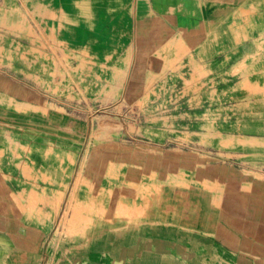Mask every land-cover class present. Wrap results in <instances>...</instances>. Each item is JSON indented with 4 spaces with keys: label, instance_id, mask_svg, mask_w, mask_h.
<instances>
[{
    "label": "crops",
    "instance_id": "obj_1",
    "mask_svg": "<svg viewBox=\"0 0 264 264\" xmlns=\"http://www.w3.org/2000/svg\"><path fill=\"white\" fill-rule=\"evenodd\" d=\"M15 3L28 8L25 16L32 30L72 34L76 43L88 35L98 47L107 36L132 29L138 59L129 64L134 68L127 81L139 83L137 91L187 51L207 49L224 61L230 24H238V34L247 35L228 47L232 58L253 48V38L264 33V0H0V17L3 7ZM10 31L0 27V33ZM214 35L218 40L207 47ZM0 95L18 102L42 96L27 80L2 69ZM93 130L104 137L97 139ZM144 131L131 127L110 135L109 128H92L69 114L18 111L0 103V147L8 145L0 160V264H45L46 253L55 259L53 264H264V175L251 176L203 150L180 153L169 139L163 143ZM9 135L25 144L20 150L24 157L11 150ZM22 158L28 163L26 172L17 167ZM183 158H188L183 176L189 186L178 188L183 176L176 167ZM110 161L118 168L110 169ZM79 171L100 185H136L137 202L127 205L148 213L95 215L47 250L45 239L54 227L52 207L42 201L39 209L50 215L29 214L26 204L10 197L18 190L15 179L24 180L28 189L35 183L63 187ZM141 187L153 191L150 203L141 201ZM104 205L109 210L117 203Z\"/></svg>",
    "mask_w": 264,
    "mask_h": 264
},
{
    "label": "rangeland",
    "instance_id": "obj_2",
    "mask_svg": "<svg viewBox=\"0 0 264 264\" xmlns=\"http://www.w3.org/2000/svg\"><path fill=\"white\" fill-rule=\"evenodd\" d=\"M6 6L2 8L0 27L11 31L0 33V69L27 80L42 96L34 102H18L0 95L1 104L18 111L69 114L92 124V128H109L110 135L121 129L142 127L146 135L163 143L168 139L175 143L180 153L186 154L192 148L203 150L211 159L230 161L251 176L264 175L263 32L253 38V48L232 58L229 48L247 35L238 34V24H230L225 33L230 47H225L224 54L219 52L224 61L217 60L213 51H206L218 40L214 35L205 51H187L167 62L158 69L157 80L141 84L137 91L139 83L127 81L134 68L129 64L138 59L132 29L126 34L109 35L94 47L88 35H81L76 43L72 34L58 36L32 30L25 16L27 7L17 3ZM244 22H248L247 18ZM240 26L244 28L243 24ZM129 27L132 28L131 20ZM93 134L97 139L105 135L98 130H93ZM8 139L11 150L24 157L20 150L27 148L25 144L10 135ZM7 149L3 143L0 160ZM187 161L183 158L176 167L178 175L183 176ZM17 167L26 172L28 163L22 158ZM109 168L118 167L110 161ZM15 180L19 191L10 197L18 204H26L29 214H37L38 218L52 213L50 222L59 221V229L67 234L82 229L95 215L111 218L148 213L127 205L137 202L136 185H100L85 178L81 171L63 187L48 188L35 183L28 189L24 180ZM176 186L189 183L183 176ZM140 191L141 201L150 203L153 191L148 187H141ZM42 201L53 212L39 209ZM95 203L97 210L93 209ZM105 203L117 206L106 210Z\"/></svg>",
    "mask_w": 264,
    "mask_h": 264
},
{
    "label": "built area",
    "instance_id": "obj_3",
    "mask_svg": "<svg viewBox=\"0 0 264 264\" xmlns=\"http://www.w3.org/2000/svg\"><path fill=\"white\" fill-rule=\"evenodd\" d=\"M65 204V203H64ZM60 222L58 221L57 224L55 223L51 233L49 236L45 239V249L54 250L57 247L58 240L64 235V232H62L59 229ZM54 258L50 256V254L46 253L45 255V264H53Z\"/></svg>",
    "mask_w": 264,
    "mask_h": 264
},
{
    "label": "bare ground",
    "instance_id": "obj_4",
    "mask_svg": "<svg viewBox=\"0 0 264 264\" xmlns=\"http://www.w3.org/2000/svg\"><path fill=\"white\" fill-rule=\"evenodd\" d=\"M264 6V5H263ZM230 32V31H229ZM209 40V39H208Z\"/></svg>",
    "mask_w": 264,
    "mask_h": 264
}]
</instances>
